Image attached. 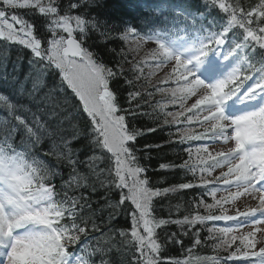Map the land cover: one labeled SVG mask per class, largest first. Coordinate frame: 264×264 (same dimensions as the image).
<instances>
[{"label":"snow or ice","instance_id":"obj_1","mask_svg":"<svg viewBox=\"0 0 264 264\" xmlns=\"http://www.w3.org/2000/svg\"><path fill=\"white\" fill-rule=\"evenodd\" d=\"M202 4H161L146 32L129 24L113 35L90 12L97 0H0V41L29 52L17 98L0 94V264H191L170 255L176 246L217 253L198 264H264V0ZM94 33L129 46L109 48V65L88 46ZM138 116L169 128L167 139L138 148L157 131L129 120ZM171 145L177 161L153 171L183 178L161 186L139 153ZM241 197L256 203L236 207Z\"/></svg>","mask_w":264,"mask_h":264},{"label":"trees","instance_id":"obj_2","mask_svg":"<svg viewBox=\"0 0 264 264\" xmlns=\"http://www.w3.org/2000/svg\"><path fill=\"white\" fill-rule=\"evenodd\" d=\"M186 0H97L98 7H94L90 9L92 15L97 16L102 23L106 22L107 28L110 30H114L113 35L116 32H120L125 25H133L141 33H144L151 27L154 23L158 24L160 21V17L155 15L154 9L160 6L161 4L168 3V4H175V3H185ZM194 7H199L203 10L202 0H189ZM219 12L218 9H213L211 15L215 16ZM220 15H223L220 13ZM38 31L42 32L43 27L42 20L38 19L36 21ZM103 37H98L95 33L91 36L88 40V46L92 48L94 51L98 52L102 57L105 63L112 65L114 60L116 59L111 55L108 51L109 48H120L125 47L127 45H122L121 41L114 40L111 37H108V43H103ZM149 44V43H148ZM151 45V44H149ZM153 46V45H151ZM154 47V46H153ZM29 52L26 49H22L19 45H11V52L8 53V49L5 46V42L0 41V76H3L5 72H7L8 79H0V94H6L12 96L13 99L17 98L15 93H18L19 85L22 81H24L25 74L28 72V58ZM8 57L5 59V57ZM18 56H23L24 62L18 65V71H13V63L16 62ZM129 57H133L132 53H129ZM7 64V68L3 67L4 64ZM128 65L125 64V68ZM13 77H18V79L13 80ZM53 82V78H49L47 83L51 85ZM58 82V81H57ZM122 81L113 82L112 87L114 90H118L121 96V102L123 103V96H124V88L122 86ZM26 89L31 88V81H28L25 84ZM69 96H71V91L68 90ZM72 103L78 104L79 101L75 97H71ZM156 100H160L161 97L159 94L155 97ZM177 107L169 106L170 110H178ZM145 111H151L149 108H145ZM129 120L134 122L135 125L140 129H148L151 127H156L157 131L149 132L146 135L141 136L138 139L137 147L143 149L144 145H157L161 144L167 139L169 128L165 127L162 123L156 122L154 123L152 119L147 116H138L135 118L129 117ZM175 130L174 128L172 129ZM198 142H193L192 147L194 148L193 144ZM180 146L178 145H171L168 147H164L161 149H157L155 147L148 150L147 153L141 151L139 153L140 156V163L148 167L147 175L152 178L153 181L161 177H166V182L161 186H169V184L179 183L182 182L183 173L180 171H153L156 169L158 164L165 163L169 161H177V150ZM180 157H184V153H179ZM150 156L151 158H147ZM200 189H196L195 192H199ZM192 196V190L187 192L181 191L177 194L170 195L168 199L161 201V203L167 205L168 200H171L173 204L177 202L183 203L180 199L183 197L184 200L190 199ZM226 206V205H225ZM218 214V213H217ZM161 216H167V210L162 209L160 211ZM216 227H220L217 222H214ZM209 227L213 226V222L208 223ZM171 231H176L175 226H172ZM206 235V233H204ZM260 245H258L259 247ZM208 246H201L198 248H193L191 254L185 253L179 246L172 248L170 250V255L180 259L190 260L191 264H198L196 258L197 257H205L216 255ZM220 256L225 255V253L220 252Z\"/></svg>","mask_w":264,"mask_h":264},{"label":"rangeland","instance_id":"obj_3","mask_svg":"<svg viewBox=\"0 0 264 264\" xmlns=\"http://www.w3.org/2000/svg\"><path fill=\"white\" fill-rule=\"evenodd\" d=\"M127 46H129V45H127ZM150 48H153V46H151V45H149V44H146L145 46H144V51H147V49H150ZM133 54V56H135V54L134 53H132ZM141 55H143V52L141 53ZM147 68L145 69V71L147 72ZM169 106H171V105H169ZM173 106V105H172ZM174 107H177V106H174ZM178 109V108H177ZM173 111H175V110H173ZM218 149H220L221 147H222V145H217L216 146ZM225 170H226V168H224ZM213 176H215V174L213 173ZM219 186H223L224 187V189L225 188H227L228 186H225V185H223V184H221V185H219ZM234 188V187H233ZM237 189H233V191H236ZM217 194H220L217 198H219L220 196H222V195H225L226 193H224V191L222 190V191H219ZM255 203H256V201H253V200H251L250 198H248V197H241L240 198V200H239V202H237L236 203V207H241V208H243L244 207V205L245 204H252V205H255ZM224 207H226V208H229L230 209V211H229V213H233L232 211H231V209L233 208V205H231V204H227L226 206L224 205ZM261 227H264V226H261ZM246 230V229H245ZM247 230H252V227L251 226H248V228H247ZM260 235H257V238L258 239H260V238H264V233H259Z\"/></svg>","mask_w":264,"mask_h":264},{"label":"bare ground","instance_id":"obj_4","mask_svg":"<svg viewBox=\"0 0 264 264\" xmlns=\"http://www.w3.org/2000/svg\"><path fill=\"white\" fill-rule=\"evenodd\" d=\"M22 48V47H21ZM23 49V48H22Z\"/></svg>","mask_w":264,"mask_h":264}]
</instances>
